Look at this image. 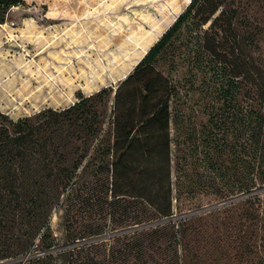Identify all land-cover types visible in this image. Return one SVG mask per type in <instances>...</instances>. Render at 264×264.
Here are the masks:
<instances>
[{
  "label": "trees",
  "instance_id": "obj_1",
  "mask_svg": "<svg viewBox=\"0 0 264 264\" xmlns=\"http://www.w3.org/2000/svg\"><path fill=\"white\" fill-rule=\"evenodd\" d=\"M255 2L170 0L168 7L177 9L174 14L156 0L77 2L80 10L100 7L103 17L95 30L104 51L118 45L122 57H129L136 43L127 30L148 26L153 31L119 70L117 76L131 71L117 86L79 94L66 108H45L17 120L0 112V195H4L0 196V264L56 263L50 211L89 172L100 177L102 189L91 195L98 198L101 209L85 229L66 224L67 246L61 251L68 253V264H167L170 251L177 252V241L186 249L188 216L176 220L177 231L175 220L132 228L172 217L174 206L180 208L181 197L191 191L181 180L199 146L180 142L172 181L171 121L185 113L188 92L198 82L211 100L228 103L223 111L220 105L210 106L211 127L201 137L210 147L206 159L211 160L209 151L220 153L231 146L232 132L240 161L248 156L254 174L251 186L242 182L225 191L264 184V20L251 16ZM23 3L0 0V24ZM120 54L114 55L116 61L122 59ZM196 132L197 137L200 131ZM214 168L220 176L229 170ZM10 194L27 198L26 228L15 230L4 224L1 199ZM167 226L172 230L169 236ZM109 232L115 234L107 237ZM27 254L25 261H15Z\"/></svg>",
  "mask_w": 264,
  "mask_h": 264
},
{
  "label": "rangeland",
  "instance_id": "obj_2",
  "mask_svg": "<svg viewBox=\"0 0 264 264\" xmlns=\"http://www.w3.org/2000/svg\"><path fill=\"white\" fill-rule=\"evenodd\" d=\"M78 1L24 0L23 4L12 8L6 22L0 24V112L9 118L17 120L32 116L45 108H66L78 100L79 94L89 95L103 87L117 86L131 71L117 76L122 66L135 57L140 43L153 29L146 26L132 32L127 30L129 38L136 43L130 49L129 57H122L118 45L104 51L99 46V32L95 30V24L103 17L100 7L94 4L80 10ZM169 1L156 0L174 14L177 9L169 8ZM250 14L264 20V0H257ZM156 18L161 20V17ZM79 32L82 37H79ZM118 54L122 59L116 61L114 55ZM196 85L188 92L186 100L189 107L185 113L177 121H171L172 181L175 179L173 159L179 153L180 142L192 148L197 144L199 146L200 151H195V158L191 159L190 171L181 180L191 191L181 197L180 208L174 206L172 217L132 229L175 220L173 229L177 231L176 220L188 216L187 248L184 249L183 244L177 241V252L170 251L165 260L167 264H264V184L240 192L225 191L228 185H240L242 182L249 183L246 187L251 186L254 174L249 167L248 156L240 161L238 139H234L232 132H229L233 142L231 146L220 153L209 151L211 160L206 159L205 153L210 147L201 137H204L202 132L211 127L210 106L220 105L223 111L228 103L214 102L202 86L197 88ZM197 130L200 133L196 137ZM67 151L72 152L73 149ZM197 156L200 161H196ZM212 162H215L214 167L220 165L222 172H225L226 166L229 167L228 172L220 176V171L211 166ZM101 189L99 176L91 172L83 173L73 189L68 190L69 194L67 192L58 204L53 205L48 221L55 245V264H68V253L61 251L67 246L64 245L66 224L76 230L85 229L101 209L98 198L91 193ZM104 193V198H107L105 187ZM1 200L5 206V226L15 230L26 228L27 198L21 200L10 194ZM164 231L171 235L170 226ZM113 234L109 232L106 236ZM165 245L162 243L163 248ZM28 256L15 261H25Z\"/></svg>",
  "mask_w": 264,
  "mask_h": 264
}]
</instances>
